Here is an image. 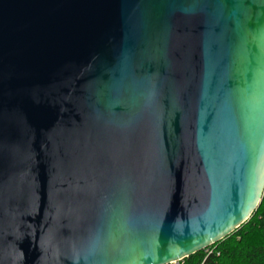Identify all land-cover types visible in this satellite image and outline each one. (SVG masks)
I'll return each instance as SVG.
<instances>
[{
  "label": "water",
  "instance_id": "water-1",
  "mask_svg": "<svg viewBox=\"0 0 264 264\" xmlns=\"http://www.w3.org/2000/svg\"><path fill=\"white\" fill-rule=\"evenodd\" d=\"M264 197V0H0V264H177Z\"/></svg>",
  "mask_w": 264,
  "mask_h": 264
},
{
  "label": "trees",
  "instance_id": "trees-1",
  "mask_svg": "<svg viewBox=\"0 0 264 264\" xmlns=\"http://www.w3.org/2000/svg\"><path fill=\"white\" fill-rule=\"evenodd\" d=\"M177 264H264V197L250 220L232 235Z\"/></svg>",
  "mask_w": 264,
  "mask_h": 264
},
{
  "label": "rangeland",
  "instance_id": "rangeland-1",
  "mask_svg": "<svg viewBox=\"0 0 264 264\" xmlns=\"http://www.w3.org/2000/svg\"><path fill=\"white\" fill-rule=\"evenodd\" d=\"M212 252V250H208V253Z\"/></svg>",
  "mask_w": 264,
  "mask_h": 264
}]
</instances>
